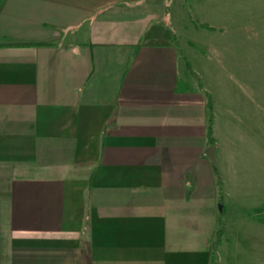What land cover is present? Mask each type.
Returning a JSON list of instances; mask_svg holds the SVG:
<instances>
[{"label": "crops", "instance_id": "0c3cea01", "mask_svg": "<svg viewBox=\"0 0 264 264\" xmlns=\"http://www.w3.org/2000/svg\"><path fill=\"white\" fill-rule=\"evenodd\" d=\"M163 3L0 0V264H264V33L180 57Z\"/></svg>", "mask_w": 264, "mask_h": 264}, {"label": "rangeland", "instance_id": "374dc122", "mask_svg": "<svg viewBox=\"0 0 264 264\" xmlns=\"http://www.w3.org/2000/svg\"><path fill=\"white\" fill-rule=\"evenodd\" d=\"M221 8V21L219 23L221 31H218L220 34H212V28L209 26L212 24V17L206 16L207 6L212 5V0H164L163 7L164 10L167 9V25L170 29V39L167 41L171 46L174 47L178 56L182 57L186 51L192 50L194 52L198 51L197 43L201 42L202 39H199V35L204 34V41L206 45L211 48V39L213 37L228 38V13L231 12V15L235 17L233 26L236 28L239 39L242 42L243 49H240L243 54L246 50L249 52V49L244 48V30L250 31L252 38V47L251 50L253 58L260 59L263 51L261 49L260 37L261 33H264V0H220L219 2ZM210 10V9H209ZM211 14V13H210ZM201 24H209L207 28H202ZM172 25V26H171ZM206 26L205 24H203ZM248 38V37H247ZM201 40V41H200ZM207 47V48H209ZM207 52L210 49L206 50ZM191 52V51H189ZM200 52V51H199ZM202 53V52H200ZM185 62V60L182 58ZM260 159V158H259ZM242 169L248 171L249 174L251 171L259 169L260 160L253 163L252 168H246L245 162L242 161ZM237 164V163H236ZM257 164V165H256ZM238 165V164H237ZM229 166V167H228ZM234 164H228L227 168L235 172ZM239 167V166H238ZM262 170V169H261ZM228 173V171H227ZM223 174V173H222ZM225 178V177H224ZM228 174L226 179V186L229 184ZM235 179V178H234ZM234 179L231 181L232 184L229 186H236ZM225 180V179H224ZM250 178L242 181V186H248L250 183Z\"/></svg>", "mask_w": 264, "mask_h": 264}, {"label": "trees", "instance_id": "16d2710c", "mask_svg": "<svg viewBox=\"0 0 264 264\" xmlns=\"http://www.w3.org/2000/svg\"><path fill=\"white\" fill-rule=\"evenodd\" d=\"M164 14L167 15V9L164 10ZM202 28H207V26H204V25H201ZM209 28V27H208ZM207 28V29H208ZM210 29V28H209ZM145 45L147 46H152V47H166V46H169L170 43H168L167 41H151V42H148L146 43ZM140 46V45H138ZM136 46V48L138 47ZM185 66L186 68H188V65L185 63ZM207 98V97H206ZM206 124H207V144L208 146L212 145V140L209 138V133H210V129H211V103H210V100L209 98H207V102H206ZM218 185V183H217ZM219 236H221V231H218L216 233V236H215V239L213 242H211V255L213 257V262L211 264H219V259H218V255H217V251H216V247L217 245H219V242H218V238Z\"/></svg>", "mask_w": 264, "mask_h": 264}, {"label": "water", "instance_id": "95a60500", "mask_svg": "<svg viewBox=\"0 0 264 264\" xmlns=\"http://www.w3.org/2000/svg\"><path fill=\"white\" fill-rule=\"evenodd\" d=\"M213 152H214V146L210 145V146L205 148L204 153H203L205 158L208 160L211 167H214Z\"/></svg>", "mask_w": 264, "mask_h": 264}]
</instances>
